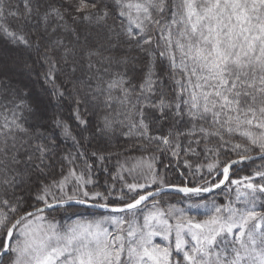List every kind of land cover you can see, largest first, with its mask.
I'll return each instance as SVG.
<instances>
[{
    "label": "snow or ice",
    "instance_id": "snow-or-ice-1",
    "mask_svg": "<svg viewBox=\"0 0 264 264\" xmlns=\"http://www.w3.org/2000/svg\"><path fill=\"white\" fill-rule=\"evenodd\" d=\"M0 264H264V0H0Z\"/></svg>",
    "mask_w": 264,
    "mask_h": 264
},
{
    "label": "rangeland",
    "instance_id": "rangeland-1",
    "mask_svg": "<svg viewBox=\"0 0 264 264\" xmlns=\"http://www.w3.org/2000/svg\"><path fill=\"white\" fill-rule=\"evenodd\" d=\"M9 50V51H8ZM3 53H4V55L5 56H11V55H13L14 53H13V50H11V49H9V48H4L3 49ZM256 163L258 164V163H260V161H256ZM247 171H250V169L249 170H247L246 168H245V170H244V172H240V173H238V175H243V174H245V172H247ZM103 176L101 175V177H100V180H101V183H103ZM221 199H222V197H221ZM90 212H96V213H100V212H97V211H94V210H89ZM195 212H196V210H193V214H195ZM61 220H62V222L64 221V218L63 217H61Z\"/></svg>",
    "mask_w": 264,
    "mask_h": 264
},
{
    "label": "water",
    "instance_id": "water-1",
    "mask_svg": "<svg viewBox=\"0 0 264 264\" xmlns=\"http://www.w3.org/2000/svg\"><path fill=\"white\" fill-rule=\"evenodd\" d=\"M91 210H94V211H97V212H101L102 210H99V209H91Z\"/></svg>",
    "mask_w": 264,
    "mask_h": 264
},
{
    "label": "trees",
    "instance_id": "trees-1",
    "mask_svg": "<svg viewBox=\"0 0 264 264\" xmlns=\"http://www.w3.org/2000/svg\"><path fill=\"white\" fill-rule=\"evenodd\" d=\"M9 51V50H8ZM247 170H249L250 169V167L249 168H246Z\"/></svg>",
    "mask_w": 264,
    "mask_h": 264
}]
</instances>
